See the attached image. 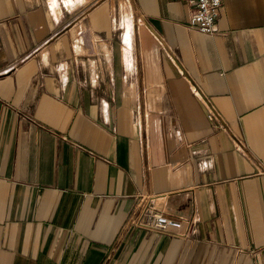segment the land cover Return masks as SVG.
Segmentation results:
<instances>
[{
	"label": "crops",
	"instance_id": "0c3cea01",
	"mask_svg": "<svg viewBox=\"0 0 264 264\" xmlns=\"http://www.w3.org/2000/svg\"><path fill=\"white\" fill-rule=\"evenodd\" d=\"M190 10L0 0V264H264V0Z\"/></svg>",
	"mask_w": 264,
	"mask_h": 264
},
{
	"label": "built area",
	"instance_id": "2783aa9c",
	"mask_svg": "<svg viewBox=\"0 0 264 264\" xmlns=\"http://www.w3.org/2000/svg\"><path fill=\"white\" fill-rule=\"evenodd\" d=\"M186 2L191 10L189 16V26L195 28L203 34H213L215 31L216 20L219 16L221 0H181ZM207 108V119L209 121H220V116L210 105ZM143 226L153 230H174L179 232L181 221L171 219L162 212L147 211L145 213Z\"/></svg>",
	"mask_w": 264,
	"mask_h": 264
},
{
	"label": "bare ground",
	"instance_id": "6f19581e",
	"mask_svg": "<svg viewBox=\"0 0 264 264\" xmlns=\"http://www.w3.org/2000/svg\"><path fill=\"white\" fill-rule=\"evenodd\" d=\"M131 29L129 28V27H127V33L125 34V43H126V45L129 47L130 46V39H129V31H130Z\"/></svg>",
	"mask_w": 264,
	"mask_h": 264
}]
</instances>
